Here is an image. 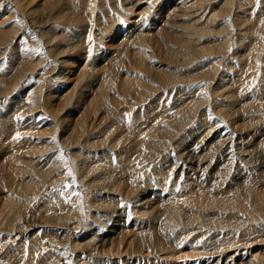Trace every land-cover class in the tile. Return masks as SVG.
<instances>
[{
    "label": "bare ground",
    "instance_id": "bare-ground-1",
    "mask_svg": "<svg viewBox=\"0 0 264 264\" xmlns=\"http://www.w3.org/2000/svg\"><path fill=\"white\" fill-rule=\"evenodd\" d=\"M263 79L264 0H0V264H264Z\"/></svg>",
    "mask_w": 264,
    "mask_h": 264
},
{
    "label": "rangeland",
    "instance_id": "rangeland-1",
    "mask_svg": "<svg viewBox=\"0 0 264 264\" xmlns=\"http://www.w3.org/2000/svg\"><path fill=\"white\" fill-rule=\"evenodd\" d=\"M72 79H73V78H71L70 81H71ZM263 80H264V79H263ZM70 81H69V82H70ZM263 88H264V85H262V88L260 87L259 90L262 91ZM244 102L246 103V100H245ZM53 104H54L55 106H57V105H58V101L56 102L57 105H56L55 103H53ZM231 121L234 122V119L231 120ZM231 121H230V122H231ZM238 123H239V122H238ZM238 123H237V124H238ZM254 123H255V122H254ZM145 207H146V206H145ZM145 207L139 209L138 211H140V212H142V213L145 212V211L147 210ZM145 226H146V225H145ZM152 228H155V227H153V226H146L145 231L149 230V231H147V232H148V233H152V232H153V229H152ZM146 229H147V230H146ZM88 230H91V231H92L91 227H90ZM89 233H90V232H89ZM254 248H255V247H254ZM254 248H253V249H254ZM123 255H124V254H123ZM143 255H146L147 257L150 258V256H149L147 253H143ZM143 255L141 256V259L144 260V261H145V259L148 260V259L146 258V256L144 257ZM109 257H110V256H107V258H109ZM121 257H122V259H124V256H121ZM121 257H120V258H121ZM107 258H106V259H107ZM150 260H151V259H150ZM146 262L153 263V261H152V262H151V261H146Z\"/></svg>",
    "mask_w": 264,
    "mask_h": 264
}]
</instances>
